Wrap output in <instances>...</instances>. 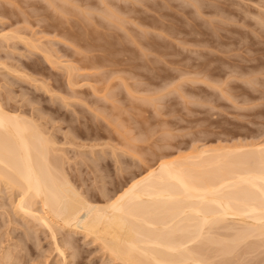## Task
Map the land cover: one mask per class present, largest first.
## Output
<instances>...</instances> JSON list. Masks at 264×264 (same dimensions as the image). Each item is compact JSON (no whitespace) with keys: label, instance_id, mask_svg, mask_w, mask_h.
I'll list each match as a JSON object with an SVG mask.
<instances>
[{"label":"rangeland","instance_id":"1","mask_svg":"<svg viewBox=\"0 0 264 264\" xmlns=\"http://www.w3.org/2000/svg\"><path fill=\"white\" fill-rule=\"evenodd\" d=\"M65 1L0 0V96L16 98V103L7 102L9 107L36 116L62 148L64 171L86 198L103 205L101 185L104 194L114 195L131 173L142 175L159 161L191 154L196 147L264 144V0ZM111 11L120 20L108 18ZM86 12H91L88 20ZM64 66L77 69L71 72L75 85H68ZM132 143L136 154L130 152ZM140 151L150 152L144 157ZM5 188L0 187V258L13 255L10 264H120L89 237L64 228L56 238L62 239L55 241L68 261L61 260L49 229L12 212L16 195Z\"/></svg>","mask_w":264,"mask_h":264},{"label":"bare ground","instance_id":"2","mask_svg":"<svg viewBox=\"0 0 264 264\" xmlns=\"http://www.w3.org/2000/svg\"><path fill=\"white\" fill-rule=\"evenodd\" d=\"M99 1H101L102 4L106 0H99ZM194 2L192 4H194ZM48 3H50L49 0ZM66 11L65 13L69 14V12ZM84 11L85 10H83L82 12ZM87 12L84 14V16L88 20L89 17L86 16L91 12L90 13ZM106 12L110 13L109 11ZM92 14L95 15L96 13H93L92 11ZM116 14H118V16L120 15L117 12ZM82 15L83 14H81L82 22H86L83 21L84 16ZM108 16L117 19V17H115L117 15L113 13L110 15L108 14L107 17ZM120 16H122V14ZM90 17L92 16L90 15ZM105 17L104 19L105 21H107L109 17L107 19ZM122 18L125 17H121V19ZM123 20L124 19H122V21L120 22L122 23ZM253 21H257V20L253 19ZM111 22L112 21H110V23ZM260 22H262L261 19ZM88 23L90 22H87V24ZM87 24L84 23V25ZM261 27L263 28L264 25ZM15 35L17 34L15 33ZM20 38L21 37H19L18 39ZM99 39L97 38L98 42L100 41ZM2 43L3 41L1 40L0 44ZM37 48L40 47H36V49ZM93 48H95V46ZM1 49L3 50V48ZM53 52L55 51L53 50ZM49 56L51 57V55ZM54 64H56V62ZM64 68L69 73L68 75H69L70 84L68 85H75L74 82H72L73 75L71 74V72L74 71L76 68L75 67L72 68L71 66L70 67L64 66ZM128 93H130V91H128ZM170 95H172V92ZM143 98H140L139 100L140 101L145 100ZM229 98H231V96H229ZM14 99L13 97H9V96L7 98L6 96L3 97L0 96V185H1L0 187L5 186L7 189L12 191V194L14 193L13 196L16 195L15 196L16 206H15V210L12 212L18 215L21 214L23 217L30 218L31 221L33 220V222H35L36 225L38 223V225H40L39 227L44 226L45 228H47V230L49 229V231L52 234V238L54 242L56 240L62 239V238L56 239L59 233L58 229L60 230L61 228L68 229L73 233L82 234L87 238L89 237L90 239H92L93 242L98 243L100 247H102V249L106 251L105 253L110 255L109 256L110 258H112L116 262H119L120 264H232V262L230 263L229 261L234 259L237 262L238 259L236 257L238 258L240 257V258L238 260V263L233 261L234 264H245L246 262H248L247 258H249V262H250V263L248 262L249 264H264V253L262 254V252H264V249H262L264 248V144L263 143L246 144L243 142V144L237 143L236 145H232V146L222 145L211 148L210 147L206 148V145H204L205 146V148L203 147L204 149H198L197 147L195 149L193 148L191 154H189L190 153L189 152L187 155L181 154L178 158L175 157V159L171 158L169 160L167 158L166 160H161L157 164L158 165L157 167L153 166L151 168H148L147 172H144V174L142 175L138 176V174L140 173L137 172L131 174L129 173L130 177L128 176L129 179L128 178L126 179V183L121 188L120 186L119 187L116 186L119 189L114 190L116 192L118 191L114 195L113 194L109 195L106 192L105 195L103 189H101L102 185L100 184L101 187L99 186L98 187L100 188L101 193H103L102 197L105 202V203L103 202L104 203L103 205H100V203H95L94 201H91L88 198H86L85 195H83V193L81 192V190L76 187V184L72 183V181L66 175L64 171L65 169L63 163L65 159L63 160L61 154H59V152H62L60 151L62 150V148H58L54 139L53 140L51 139L50 135L47 133L43 125L39 124L35 120L36 116L34 115L35 118L34 116L29 117L27 116L26 112L20 110L19 107L18 108L16 107L12 108L13 106L9 107L10 103L7 104V102L8 101L11 102L12 100L15 101ZM106 100L108 99L106 98ZM14 103H16V101ZM18 104L20 103L18 102ZM22 105L24 104L22 103ZM233 105L235 106V104ZM46 116L47 115H44V117ZM37 118L39 119V117ZM108 122L112 123L109 120ZM135 127H138V125ZM137 132H139V130H137ZM121 133L122 135H124L122 131ZM260 136H263V133ZM138 138H140V136ZM71 139L73 138L70 137V140ZM169 139L172 142V139L171 138ZM144 140L142 137L141 142ZM72 142L74 141L72 140ZM194 143L192 142V144ZM199 143H201V141ZM223 143L224 142H222V144ZM137 144L133 145L132 143L133 147L130 146H129L130 148L128 147L130 149V152L133 151L136 154V151L132 149L134 147H135L134 149H136ZM167 146H169V144H167ZM178 146H180L178 148L179 150L181 148V145ZM113 152H115V150ZM140 152L141 154L143 153L142 151ZM140 152H138V156L141 155ZM149 152L150 151H147L146 153L149 154ZM156 152L157 151H155V153ZM146 153L145 154L143 153L144 155L141 156L145 157ZM156 154L154 155V157L157 156ZM151 155L152 154H150V156ZM166 156L163 155V158ZM159 157L162 158V156ZM143 160L141 161L142 162L141 166L145 167L146 164L142 165L144 163ZM95 166L93 167L95 168ZM139 168L141 169V167ZM102 179L103 178L100 177V180ZM93 183L96 184V182ZM7 189L5 191H7ZM105 190L108 191L104 187V191ZM10 199L12 200V198ZM10 218L12 219L13 217ZM21 224L27 225L24 223V221ZM19 227H22V225H20ZM44 227H42V229ZM27 228L29 229V227ZM69 235H72L71 236L72 239L73 234L69 233ZM34 237L32 236L31 238ZM63 243L62 245L65 246L72 245L69 240ZM60 245L55 242L54 247H56L57 250L55 252H58L60 256H62L61 260H66L65 251L62 249V246L60 247ZM7 246L8 245H6V247ZM16 249L19 248L17 247ZM102 249L100 248L101 251ZM243 249L245 251L244 252L242 251L243 252L242 253L241 250ZM71 251H72V247H71ZM260 251L262 252L260 253ZM68 252L69 251H67V253ZM239 253H241V256L239 255ZM9 255L11 254H8L6 257H4L5 255L4 256L2 255L3 258L2 257L1 258L3 260L8 259L10 264L9 259H12L13 257L11 256L13 255L11 256ZM70 257L72 259L71 255ZM244 258L246 259L244 260ZM2 259L0 261L1 263L3 262ZM15 259L16 257L14 258V260ZM4 262H6V260ZM15 262H13L12 264H14Z\"/></svg>","mask_w":264,"mask_h":264}]
</instances>
